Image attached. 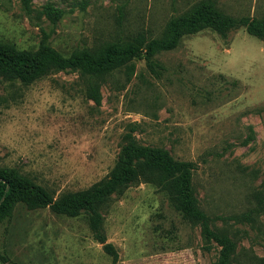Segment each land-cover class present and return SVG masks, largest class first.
Instances as JSON below:
<instances>
[{"label": "rangeland", "instance_id": "obj_1", "mask_svg": "<svg viewBox=\"0 0 264 264\" xmlns=\"http://www.w3.org/2000/svg\"><path fill=\"white\" fill-rule=\"evenodd\" d=\"M210 1L234 18L264 15V0H0V43L63 56L95 53L136 33L162 35L171 18ZM50 5L62 16L52 23ZM144 60L132 72L92 79L54 71L29 85L0 79V168L18 170L54 197L106 179L133 128L142 146L194 164L192 190L212 228L242 253L264 258V39L243 27L183 37L175 50ZM96 83L97 105L87 96ZM253 210L249 221L233 219ZM102 231L117 264H214L220 247L205 249L200 226L184 220L156 185L137 182L101 206ZM7 264H110L92 237L86 214L67 217L17 204L0 224ZM0 264H3L0 260Z\"/></svg>", "mask_w": 264, "mask_h": 264}, {"label": "trees", "instance_id": "obj_2", "mask_svg": "<svg viewBox=\"0 0 264 264\" xmlns=\"http://www.w3.org/2000/svg\"><path fill=\"white\" fill-rule=\"evenodd\" d=\"M24 1L27 4L29 0ZM44 14L52 23L62 16L60 10L50 5L44 7ZM240 27L249 35L264 39V15L261 18H234L207 1L182 16L171 18L158 38L147 37L145 33L138 32L124 43H110L95 53L83 50L65 57L46 45L36 51H27L19 50L11 44L0 43V79L29 85L54 71L79 70L89 78L102 80L118 70L132 72L134 59L144 60L147 70L156 75L157 69L161 67L155 56L175 50L183 37L205 30L225 36L230 30ZM86 93L95 104L100 103L99 87L95 82L89 84ZM133 131L132 128L124 135L121 152L106 179L88 189L54 197L18 170L0 168V224L12 218L17 204L23 205L27 210L49 208L56 215L71 218L86 214L93 239L111 257L110 264H117L118 253L111 243H107L102 231L100 209L112 195L143 181L164 191L184 220L200 226L205 249L210 248L211 242L220 247L214 264H264V258L248 255L247 251L241 254L243 262H239L235 258L238 255L236 243L229 234L212 228L209 217L198 207L193 195L191 180L194 164L174 160L164 149L139 145L132 135ZM253 198L256 207L261 208L264 191L256 193ZM253 213V210H249L233 219L249 221ZM0 260L7 264L5 258L1 257Z\"/></svg>", "mask_w": 264, "mask_h": 264}, {"label": "water", "instance_id": "obj_3", "mask_svg": "<svg viewBox=\"0 0 264 264\" xmlns=\"http://www.w3.org/2000/svg\"><path fill=\"white\" fill-rule=\"evenodd\" d=\"M8 189V188H7Z\"/></svg>", "mask_w": 264, "mask_h": 264}]
</instances>
